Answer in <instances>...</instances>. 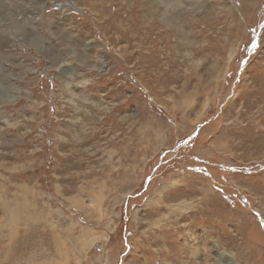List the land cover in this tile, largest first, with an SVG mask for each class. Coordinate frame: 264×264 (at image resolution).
Returning <instances> with one entry per match:
<instances>
[{"label": "rangeland", "instance_id": "rangeland-1", "mask_svg": "<svg viewBox=\"0 0 264 264\" xmlns=\"http://www.w3.org/2000/svg\"><path fill=\"white\" fill-rule=\"evenodd\" d=\"M0 264H264V0H0Z\"/></svg>", "mask_w": 264, "mask_h": 264}, {"label": "trees", "instance_id": "trees-1", "mask_svg": "<svg viewBox=\"0 0 264 264\" xmlns=\"http://www.w3.org/2000/svg\"><path fill=\"white\" fill-rule=\"evenodd\" d=\"M172 160H174V161L172 162V165H171V164H168V163H164V164L160 165L159 168L157 169L158 172L161 173V172L165 169V167H169V171H168V172L176 170V168H174V167H175L174 165H175L176 162H180L181 159H176V158H174V159H172ZM169 175H170V174H166L165 176H169Z\"/></svg>", "mask_w": 264, "mask_h": 264}]
</instances>
